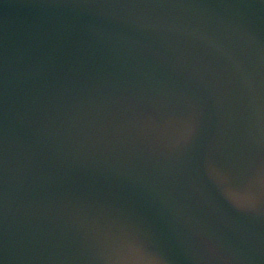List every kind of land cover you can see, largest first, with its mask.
Instances as JSON below:
<instances>
[{
	"label": "water",
	"instance_id": "water-1",
	"mask_svg": "<svg viewBox=\"0 0 264 264\" xmlns=\"http://www.w3.org/2000/svg\"><path fill=\"white\" fill-rule=\"evenodd\" d=\"M261 167L264 0H0L4 264H264Z\"/></svg>",
	"mask_w": 264,
	"mask_h": 264
},
{
	"label": "snow or ice",
	"instance_id": "snow-or-ice-1",
	"mask_svg": "<svg viewBox=\"0 0 264 264\" xmlns=\"http://www.w3.org/2000/svg\"><path fill=\"white\" fill-rule=\"evenodd\" d=\"M196 133L195 119L191 118L186 122V131L181 137L180 143H189ZM216 179L225 186V191L234 204L243 209L255 208L264 202V167H261L255 176L249 177L244 185L234 183V177L229 176L223 171L215 172ZM253 185H258L260 192L253 190ZM117 243L129 252L138 256L147 257L146 261H130L129 264H168L164 259V248L162 242L152 239L141 232L124 229L116 237ZM204 243L216 250L221 249L211 238H205ZM0 264H4L3 258H0Z\"/></svg>",
	"mask_w": 264,
	"mask_h": 264
}]
</instances>
